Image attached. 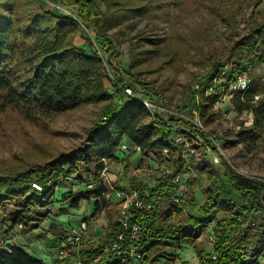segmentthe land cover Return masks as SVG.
<instances>
[{
  "label": "rangeland",
  "instance_id": "obj_1",
  "mask_svg": "<svg viewBox=\"0 0 264 264\" xmlns=\"http://www.w3.org/2000/svg\"><path fill=\"white\" fill-rule=\"evenodd\" d=\"M16 4L20 10L41 6L44 10L72 14L79 19L77 9L54 0H16ZM94 5L97 12L112 17L113 27L107 33L121 53L113 67H106L109 77L105 80L107 90L116 102H124L129 97L124 91L127 86L137 96H150L156 104L150 111V119L153 114L166 120L180 119L173 122L178 123L182 130L172 131L171 135L195 148L196 153L190 162L197 170L198 178L189 184L187 196L177 208L169 199L164 200L162 212L172 206L181 213L174 212L169 219H161L158 226L165 230L167 236L170 225L187 227L195 221V237L182 244L192 245L196 253L206 256L211 249L209 235L211 231L215 232L214 224L223 214L210 210L203 215L200 207L205 202L207 188L216 183V176L223 177L220 156L239 173L264 179V131L255 140H240L238 132L251 125L253 114L249 110L237 112L232 104L233 96H219L205 110L204 116H200L197 107L204 92V82L216 72L213 65L229 57L230 48L247 34L253 21L264 18V0H94ZM75 44L86 52L96 48L100 55L106 54L105 46L91 34L85 23L80 24ZM238 60L234 57L225 67L219 68L237 71L235 65ZM241 64L252 78L263 82L262 62L248 65L246 60H242ZM106 105V102H92L50 119L37 120H28L12 109L0 113V176H15L36 169L81 146L88 129L99 119ZM185 121L201 128L207 139L194 136V128ZM118 156L117 160L109 162L116 180L110 177L105 181L106 198L115 220L119 210L110 196L114 188L123 184L151 191L158 187L165 175L171 173L175 164V155L166 152L142 153L130 148ZM94 171L93 165H80L78 172L52 181L53 196L45 207L31 208L33 219L27 227L12 226L9 214L13 207L7 203L5 211L0 213V250L20 244L47 260L51 259L52 264H73V257L63 262L56 259V241L70 226L84 222L87 230L81 244V255L90 264L91 258L82 251L96 250L108 244L106 212L109 209L94 215L96 198L80 200L78 208L71 207V202L87 190ZM34 174L37 175L36 171ZM29 188L28 194L34 192L32 183ZM4 189V186L0 187L2 194ZM260 223L259 218L251 223L248 231L250 241L255 240L254 233ZM165 236L161 239L159 251L168 262L174 258L170 252L175 251L178 244L171 243ZM247 247L252 249L250 244ZM247 261L264 264V253Z\"/></svg>",
  "mask_w": 264,
  "mask_h": 264
},
{
  "label": "trees",
  "instance_id": "obj_2",
  "mask_svg": "<svg viewBox=\"0 0 264 264\" xmlns=\"http://www.w3.org/2000/svg\"><path fill=\"white\" fill-rule=\"evenodd\" d=\"M54 1L77 9L79 19L44 10L41 6L20 10L16 0H0V113L12 109L28 120H37L50 119L92 102H106L107 105L99 119L88 129L81 146L60 154L36 169L15 176H0V187H5L4 194L0 190V213L5 211L7 203L12 205L13 211L9 214L12 226H29L33 219L31 208L45 207L53 196L52 181L78 172L80 165H93V177L98 176L105 161L113 162L119 158V153H124L119 146L125 139L142 153L166 152L175 155L171 173L165 175L158 185L162 191L177 187L172 178L183 169V148L167 142L171 132L168 122H179L180 119L166 120L158 114L150 119V111L139 99L128 97L124 102H116L105 86V80L109 78L107 65L112 66L121 56L107 33L113 27L112 17L97 12L94 0ZM81 23L87 24L91 34L105 46V55H100L96 48L86 52L75 44ZM234 57L239 59L235 65L237 70H244L242 60H246L248 65L264 61V18L253 21L247 34L234 42L229 57L214 64L213 68H217V71L219 67H225ZM204 83L205 88L208 87L210 78ZM201 94L197 109L200 116H204L205 110L214 104L217 97L206 96L204 92ZM232 104L239 113L249 110L253 114L251 125L238 132L240 140L257 139L264 129V83L259 78H252L250 89L244 95L236 93L232 97ZM184 123L194 128V136L207 139L201 128L189 121ZM220 159L223 177L216 176V183L207 188L200 212L207 215L210 210H216L223 214L214 224L217 233L215 249L221 264H257L247 259L259 258L264 253V179L245 176L224 157L220 156ZM32 182L41 184L42 192L32 188L34 192L28 194ZM86 188L71 202V207L78 208L80 200L96 198L94 215L107 211L110 206L105 185ZM164 202L157 203L149 213L132 209L133 221H138L144 231V238L140 242L144 254L141 263H153L163 256L159 250L165 230L158 223L161 219H169L174 212L181 213L172 206L162 212ZM174 206L177 208L178 205ZM106 213V243H110L119 233L120 224L113 218L110 209ZM259 213L260 216H257ZM257 218L261 223L254 233L255 240L250 241L248 231ZM195 229V221L187 227L170 225L165 237L171 243L180 245L195 237ZM248 244L252 245V249L247 247ZM104 246L82 251V254L91 258L90 264H120L123 261L116 254L105 255ZM0 264L48 263L13 244L0 250Z\"/></svg>",
  "mask_w": 264,
  "mask_h": 264
},
{
  "label": "built area",
  "instance_id": "obj_3",
  "mask_svg": "<svg viewBox=\"0 0 264 264\" xmlns=\"http://www.w3.org/2000/svg\"><path fill=\"white\" fill-rule=\"evenodd\" d=\"M69 15L76 18V16L72 14ZM262 66V81L264 83V61L262 62ZM209 78V86L202 91H204L206 96L217 98L223 94L230 95L231 97L236 93L244 95L252 84V77L245 70L230 71L226 68H219L216 72L212 73ZM115 82L117 84L119 83L118 80H115ZM124 91L129 97L139 99L149 111H152V109L156 107L155 102L150 96H137L129 86L124 87ZM255 98L258 99L259 96H255ZM154 115L155 114H153L152 118ZM168 125L171 132L167 142L180 145L183 148L181 153L183 158V169L172 178V182L177 186V190L175 192H163L161 189L155 187L147 192L137 187H131L126 190L118 187L114 188L113 192L120 200V231L113 241L103 247V253L105 255L116 254L118 257L123 258V260L127 258L137 262L142 261L144 254L140 248V242L144 238V231L138 221H133L134 213H132V209H135L136 212L139 213H149L154 210L157 203L165 199H169L173 205H179L187 196L189 184L198 178V172L190 162V158L196 153L195 148L189 146L188 143L184 144L185 140L181 142L180 138H174L171 135L172 131L178 129L182 130L178 123L169 121ZM127 149L128 146L123 141L119 146V150ZM109 172V162L105 161L98 176L90 179L87 183V187L98 188L101 185H105V181L109 177ZM32 186L36 190H43L42 185L37 182H32ZM86 230L87 227L84 222L80 223L78 226L72 225L66 230L64 235L56 241L58 247L57 259L59 261L63 262L73 257V264H87V259L81 255V244L85 238ZM216 243L217 235L214 231H211L209 235L211 249L208 254L201 259L199 264H221L220 257L215 249Z\"/></svg>",
  "mask_w": 264,
  "mask_h": 264
},
{
  "label": "crops",
  "instance_id": "obj_4",
  "mask_svg": "<svg viewBox=\"0 0 264 264\" xmlns=\"http://www.w3.org/2000/svg\"><path fill=\"white\" fill-rule=\"evenodd\" d=\"M124 142L126 143V145L128 146V149L127 150H121V151H124V152H126V151H128L130 148H133V149H135V150H139L138 148H136L135 146H133L127 139H125L124 140ZM94 176V175H93ZM110 177H113L112 178V180L113 181H115L116 180V176L114 175V174H111V168H110V172H109V177H108V179L110 178ZM129 185V184H128ZM105 187H106V183H105ZM118 188H123V189H129V188H131V186H123V184H119L118 186H117ZM107 188V187H106ZM173 190H177V187L175 188V189H173ZM173 190H169L170 192L171 191H173ZM174 191V192H175ZM108 196V195H107ZM111 197H112V199H113V201H114V204L118 207V210H119V199L116 197V195H115V193L114 192H112V194L110 195ZM107 201H108V199H107ZM109 203V202H108ZM109 206H110V204H109ZM102 212H104V211H102ZM119 217H120V210H119V216H118V218L116 219L117 221H118V223H119ZM107 220H108V218H107ZM66 232V231H65ZM16 245H18V246H21V247H23L26 251H28L29 253H31V254H33V255H35L36 257H38V258H40V259H42V260H44L46 263H48V264H52V262H51V259L50 260H47L45 257H42L41 255H37V253H36V251H33V250H31L30 248H28V247H25V246H23V245H20V244H16ZM185 247H188V249H186V250H184L185 249ZM57 251V254H58V247H57V249H56ZM197 251H199V249L197 250ZM208 251V250H207ZM170 253H172L173 255H174V258L172 259V260H170V261H166V258L165 257H159L158 258V260L157 261H155V262H153V263H151V264H163L162 262H164V264H199L200 263V261H201V259L204 257V256H202L201 254H198V253H196V251H195V247H193L192 245H189V244H185V245H183V244H180V245H178V248L175 250V251H172V252H170ZM183 253L185 254V255H183ZM184 256V257H183ZM56 257H57V255H56ZM57 259V258H56ZM129 259H124L120 264H139V262H137V261H129V262H127ZM142 264H149V263H142Z\"/></svg>",
  "mask_w": 264,
  "mask_h": 264
}]
</instances>
